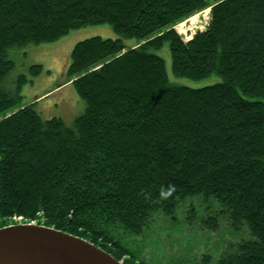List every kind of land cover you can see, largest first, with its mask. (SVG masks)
<instances>
[{
    "label": "trees",
    "instance_id": "obj_1",
    "mask_svg": "<svg viewBox=\"0 0 264 264\" xmlns=\"http://www.w3.org/2000/svg\"><path fill=\"white\" fill-rule=\"evenodd\" d=\"M206 8L184 41L173 26ZM97 24L117 38L73 46L66 76L85 107L71 127L20 106L25 75L2 86L10 49ZM164 43L174 76L221 80L172 84ZM186 202V223L239 238L184 264H264V0H0V227L20 218L147 264L127 238Z\"/></svg>",
    "mask_w": 264,
    "mask_h": 264
},
{
    "label": "rangeland",
    "instance_id": "obj_2",
    "mask_svg": "<svg viewBox=\"0 0 264 264\" xmlns=\"http://www.w3.org/2000/svg\"><path fill=\"white\" fill-rule=\"evenodd\" d=\"M208 21L209 8H206L176 23L173 28L187 41L196 31H202ZM93 36L117 38L108 24H97L70 30L53 42L10 49L8 57L12 60L13 67L4 78L2 86L13 91L16 78L25 75L28 81L21 87L20 106L31 104L42 119L56 117L61 119L65 126L71 127L75 118L83 113L85 106L71 84V79L66 76V70L73 46ZM125 43L128 46L133 45L135 40L126 39ZM153 52L164 60L172 84L197 88L221 80L215 75L197 81L176 77L171 71L168 44L164 43L160 49ZM36 64L41 66V71L38 75L30 77L29 67ZM187 201L199 208L196 199L189 198ZM188 204L186 202L179 206L175 214L177 218L167 220L158 215L143 234L127 238L132 245L139 247L140 255L147 264H184L187 259L201 252H217L228 240L239 238L238 234H233L224 224H219L216 231L210 232L203 229L197 219L186 223L183 218ZM15 221L21 222L17 218Z\"/></svg>",
    "mask_w": 264,
    "mask_h": 264
},
{
    "label": "water",
    "instance_id": "obj_3",
    "mask_svg": "<svg viewBox=\"0 0 264 264\" xmlns=\"http://www.w3.org/2000/svg\"><path fill=\"white\" fill-rule=\"evenodd\" d=\"M0 264H122L89 241L52 227L16 222L0 227Z\"/></svg>",
    "mask_w": 264,
    "mask_h": 264
},
{
    "label": "built area",
    "instance_id": "obj_4",
    "mask_svg": "<svg viewBox=\"0 0 264 264\" xmlns=\"http://www.w3.org/2000/svg\"><path fill=\"white\" fill-rule=\"evenodd\" d=\"M17 220H20V218H17ZM31 223H34V222H31Z\"/></svg>",
    "mask_w": 264,
    "mask_h": 264
}]
</instances>
